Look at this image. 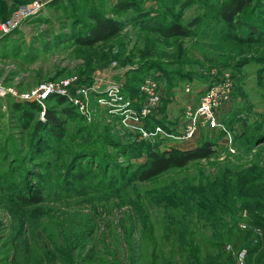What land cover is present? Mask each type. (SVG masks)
Wrapping results in <instances>:
<instances>
[{
    "label": "rangeland",
    "instance_id": "374dc122",
    "mask_svg": "<svg viewBox=\"0 0 264 264\" xmlns=\"http://www.w3.org/2000/svg\"><path fill=\"white\" fill-rule=\"evenodd\" d=\"M226 1L0 0V23L36 5L0 37V264H237L239 252L264 264V0L239 29L219 15ZM94 13L122 28L82 45ZM172 22L189 35H165ZM147 77L159 101L146 130L154 117L181 129L187 103L232 82L218 110L230 136L158 138L157 151L211 140L215 153L139 181L150 142L103 98L119 86L136 110ZM42 85L53 89L30 96Z\"/></svg>",
    "mask_w": 264,
    "mask_h": 264
},
{
    "label": "built area",
    "instance_id": "2783aa9c",
    "mask_svg": "<svg viewBox=\"0 0 264 264\" xmlns=\"http://www.w3.org/2000/svg\"><path fill=\"white\" fill-rule=\"evenodd\" d=\"M36 8V5H20L11 16L0 23V37L11 34L22 23L23 19L30 15ZM53 89V86L42 85L34 90L30 96L35 99L44 97ZM232 89V82L228 80H218L213 82L206 90L198 97L196 105L190 103L185 105L184 117L185 121L181 129L172 130L168 126L155 124L151 129H144V118H148L151 112V105L159 101V84L151 77L145 78V81L140 87V92L145 100L141 107L132 109L130 102L126 101L122 95L119 86H110L105 92L103 98L109 106L115 108L114 113L121 116L122 122L126 126H134L142 131L143 136L151 144H155L158 138L169 139L173 141H188L197 138L201 130H222L229 135L228 130L218 119L219 108L229 100ZM185 91L189 92L190 87L185 86ZM156 112V111H155ZM158 118V117H156ZM136 124V125H133ZM230 136V135H229ZM172 145V144H169ZM244 252H239L237 255V264H245Z\"/></svg>",
    "mask_w": 264,
    "mask_h": 264
},
{
    "label": "trees",
    "instance_id": "16d2710c",
    "mask_svg": "<svg viewBox=\"0 0 264 264\" xmlns=\"http://www.w3.org/2000/svg\"><path fill=\"white\" fill-rule=\"evenodd\" d=\"M250 5L251 0H228L220 6L218 12L230 29H239L241 26L240 20L235 19V17L243 13ZM91 18L93 19V25L90 26L87 34L77 38V42L82 45H94L104 42L118 34L122 28L121 22L98 13L92 14ZM249 30L253 33L256 31L253 25H250ZM162 31L167 36L186 37L189 35V30L186 27L175 22L167 24ZM151 121H153V124H151ZM155 124L164 125L161 120L154 117L150 120V125L153 127ZM219 133L226 135L222 130H219ZM146 146L151 147V149L146 151V159L137 172V180L139 181L149 180L171 168H182L192 161L209 158L215 153L214 143L211 140H205L199 145L184 149L168 147L157 151L155 149L157 145L155 144L147 143ZM20 200L27 204H34L41 201V196L37 192L30 199L21 197Z\"/></svg>",
    "mask_w": 264,
    "mask_h": 264
},
{
    "label": "crops",
    "instance_id": "0c3cea01",
    "mask_svg": "<svg viewBox=\"0 0 264 264\" xmlns=\"http://www.w3.org/2000/svg\"><path fill=\"white\" fill-rule=\"evenodd\" d=\"M160 117L162 116L161 114L159 115ZM159 119V118H158ZM180 126H175V128H177L176 130H178V128H179Z\"/></svg>",
    "mask_w": 264,
    "mask_h": 264
}]
</instances>
